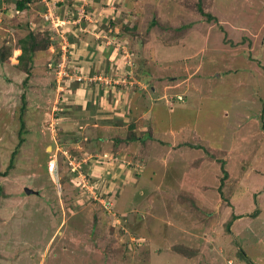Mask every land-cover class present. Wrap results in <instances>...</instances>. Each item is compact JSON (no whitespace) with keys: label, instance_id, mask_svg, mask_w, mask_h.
Segmentation results:
<instances>
[{"label":"rangeland","instance_id":"1","mask_svg":"<svg viewBox=\"0 0 264 264\" xmlns=\"http://www.w3.org/2000/svg\"><path fill=\"white\" fill-rule=\"evenodd\" d=\"M0 186V264H264V0H0Z\"/></svg>","mask_w":264,"mask_h":264},{"label":"trees","instance_id":"2","mask_svg":"<svg viewBox=\"0 0 264 264\" xmlns=\"http://www.w3.org/2000/svg\"><path fill=\"white\" fill-rule=\"evenodd\" d=\"M32 1L33 0H15L16 8L18 9V11L27 9L28 6H29V3H31ZM199 9H200V12L203 13L204 15H206L209 20H211V21L212 20H216V17L214 15H212L211 13L206 12L201 5L199 6ZM27 23H28V21H27ZM25 26L28 29V33L24 37H21L19 39L18 44L16 46V49L19 51V54L17 56L18 60H19L18 64L28 67L29 63L32 64V62L34 60V54L36 53V51L39 50L40 48L42 49V47L46 48L48 43H46L44 41H41L39 39V36H37V33H35L32 29H30L31 26H29L28 24H25ZM47 39L49 40V37H47ZM88 43L90 45L92 42L89 41ZM40 46H42V47H40ZM90 48H91V50L88 51V54L91 53V54H93V56H98L99 55V53H98L99 50H100L99 47H95L96 48L95 49L93 47V43H92ZM113 50H114V46H106V48L104 49V54L106 56V60L107 59L109 60V55H111ZM26 71H27L28 76H29V69H26ZM28 76L24 80L25 83H27ZM144 76H146V75H144ZM144 76H142L141 79H144ZM102 92L103 91L99 90V93H98L99 96L102 94ZM89 104L90 103H88V106H89ZM26 105H27L26 97H25V95H23V104H22V110H21L22 113L19 116V120H20L19 142H18L15 150L13 151V153L11 155V160H10V164H9L8 169H10L14 165L15 156L18 153V151H19L20 147L22 146L23 142L25 141L24 134L26 133L27 125H26V120H25V116H24L23 112L26 109ZM127 140L129 141V140H132V139H127ZM118 142H120V140L118 138H116L115 139V143H118ZM222 170L224 171V176L221 179V185H220L219 191H220L221 195L224 196L222 188L225 185V179L228 178V176H229V172L224 167V163H222ZM6 172H8V171H6ZM2 190H3V187L0 186V198L3 195V191ZM255 213H257V212H254L253 216L256 215ZM240 217H241V215H237V214L234 213L232 215L231 221H229L227 223L228 229L230 228V226L233 223V221L238 219V218H240Z\"/></svg>","mask_w":264,"mask_h":264},{"label":"crops","instance_id":"3","mask_svg":"<svg viewBox=\"0 0 264 264\" xmlns=\"http://www.w3.org/2000/svg\"><path fill=\"white\" fill-rule=\"evenodd\" d=\"M81 29H82V27H81ZM87 31H88V29H86ZM89 32H90V29H89ZM99 35H97V37H98ZM89 42V41H88ZM95 42H97V41H94V43L93 44H95ZM87 44H89V43H86V45ZM86 45L83 47L82 46V48H86ZM101 45V44H100ZM99 45V46H100ZM98 46V47H99ZM100 49V48H99ZM115 52V51H114ZM114 52H113V54H114ZM112 54L110 55V57H109V59H112ZM79 90H81L80 88H79ZM94 92L95 93H99V90H94ZM111 92H113L114 93V95H112V94H107V93H102L100 96H97V99H95L94 100V103H96V106L98 107V108H96V112L98 113V111H99V113H101V112H104L103 111V109H101L102 108V106H103V104H104V99H107V101H109V99L111 98V97H114L115 98V96L117 97V101H116V103L117 104H113L112 102H110V103H112V104H110L111 105V107H115V109L114 110H116V108H120L121 107V109L123 108V107H126V104L125 103H123L122 101H121V95H119V93H116V92H114V90L113 89H111ZM120 94H121V92H120ZM94 95V94H93ZM93 95H92V97H93ZM88 97H89V95H88ZM99 97V98H98ZM102 99H103V101H102ZM89 101V100H88ZM87 102V101H86ZM122 102V103H121ZM85 104H87V103H85ZM110 107V108H111ZM86 107L84 106V109H85ZM112 110V109H111ZM101 111V112H100ZM116 113H121L120 111H115ZM97 115H99V114H97ZM103 119H98V120H100L99 122H104L103 120H107L106 118H104V114H102V115H100ZM113 120V119H112ZM110 121V120H109ZM109 123H113L112 121H110ZM221 163V167H222V161L220 162ZM218 164V166H219V163H217ZM220 185H221V183L219 184V188H220ZM195 186V185H194ZM193 187V186H192ZM220 192V191H219ZM235 214H237V213H235ZM237 215H239V214H237ZM239 219V218H238Z\"/></svg>","mask_w":264,"mask_h":264},{"label":"clouds","instance_id":"4","mask_svg":"<svg viewBox=\"0 0 264 264\" xmlns=\"http://www.w3.org/2000/svg\"><path fill=\"white\" fill-rule=\"evenodd\" d=\"M82 79V78H81ZM138 84H142V82L141 81H138ZM178 98L179 99H181V98H183V97H181V96H178ZM52 163V162H51ZM51 163H49V167L51 166ZM55 168V167H54ZM56 168H57V165H56ZM55 168V169H56ZM55 169H53V170H51V168H50V172H53Z\"/></svg>","mask_w":264,"mask_h":264},{"label":"water","instance_id":"5","mask_svg":"<svg viewBox=\"0 0 264 264\" xmlns=\"http://www.w3.org/2000/svg\"><path fill=\"white\" fill-rule=\"evenodd\" d=\"M27 191H28V193H34L35 192L33 189H29V188H27ZM36 193H38V192H36Z\"/></svg>","mask_w":264,"mask_h":264},{"label":"built area","instance_id":"6","mask_svg":"<svg viewBox=\"0 0 264 264\" xmlns=\"http://www.w3.org/2000/svg\"><path fill=\"white\" fill-rule=\"evenodd\" d=\"M53 163H54V162H53ZM53 163H51V166H50V168L54 166V165H53Z\"/></svg>","mask_w":264,"mask_h":264},{"label":"bare ground","instance_id":"7","mask_svg":"<svg viewBox=\"0 0 264 264\" xmlns=\"http://www.w3.org/2000/svg\"><path fill=\"white\" fill-rule=\"evenodd\" d=\"M50 149V148H49Z\"/></svg>","mask_w":264,"mask_h":264}]
</instances>
